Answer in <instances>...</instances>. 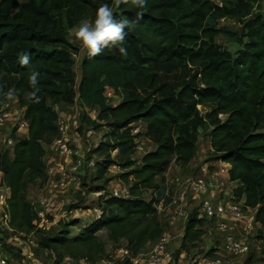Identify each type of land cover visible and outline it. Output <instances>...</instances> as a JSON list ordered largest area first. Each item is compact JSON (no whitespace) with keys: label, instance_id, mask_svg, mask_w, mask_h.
Wrapping results in <instances>:
<instances>
[{"label":"trees","instance_id":"16d2710c","mask_svg":"<svg viewBox=\"0 0 264 264\" xmlns=\"http://www.w3.org/2000/svg\"><path fill=\"white\" fill-rule=\"evenodd\" d=\"M231 2L220 7L213 0H149L126 38L127 58L116 49L93 59L87 55L78 83L72 58L76 51L57 31L56 12L74 27L84 18L95 19L104 3L116 8V19H135L139 10L117 0H0V73L5 75L0 89L17 90L16 100L29 124L26 139H16V132L12 136L13 159L7 151L0 153V175L11 190L8 213L14 232H40L38 212L25 199L28 177L45 176L44 144L60 137L61 118L51 104L73 106L76 99L88 109H98V120L111 129L94 151L103 160L96 164V180L111 182L108 171L119 167L129 195L100 201L101 215L77 236L63 233L47 239L45 248L61 249V261L94 259L102 252V231L139 254L153 237L159 217L157 180L173 163L185 169L196 161L204 126L211 129L215 159L230 166L236 200L244 199L264 231V18L253 16L260 0ZM208 19L244 22L243 33L239 37L228 28L210 27ZM220 36L236 39L242 50L234 57L215 44ZM21 52L30 54L28 67L18 62ZM30 70L41 73L39 103L24 99L23 93L31 90ZM107 89L123 94L117 107L108 105ZM6 102L0 97V107ZM201 108L208 110L205 116ZM138 123L146 125L143 135L133 134L132 126ZM141 136L156 148L137 167L133 157ZM149 193L151 200L146 199ZM203 223L197 210L188 217L183 248L201 241Z\"/></svg>","mask_w":264,"mask_h":264},{"label":"rangeland","instance_id":"374dc122","mask_svg":"<svg viewBox=\"0 0 264 264\" xmlns=\"http://www.w3.org/2000/svg\"><path fill=\"white\" fill-rule=\"evenodd\" d=\"M231 1L213 0L220 7L230 5ZM115 11L116 8H113V13ZM257 15L264 18V0H260L254 6L253 16ZM54 18L55 21L59 22L57 24L59 34L76 51L72 58L75 63V75L79 83L82 61L87 56V51L75 38V30L79 24L71 27L68 17L60 12H56ZM206 25L217 29L228 28L239 37H241L245 26L244 22L232 19H208ZM214 42L229 51L234 57L242 50V46L236 39L227 36H220ZM4 76L3 73H0V81ZM105 97L109 106L117 107L122 102L123 94H117L115 91L107 89ZM51 107L62 116L60 117L61 120L65 122L70 131L69 145L72 147L74 155L71 159L60 158L56 155L53 144L46 141L44 144L46 149L45 176L40 178L35 173H31L28 177L25 199L35 211L44 215L43 220H40L38 224L40 232L30 235L16 233L10 228V221L6 222L0 216V252L5 255L10 264H133V261L137 264H208L217 259L221 264H264V231L260 226H255L252 233L245 238L250 250L244 256L229 257L222 252V241L214 222L203 223L205 235L201 241L187 248L182 247L187 219L198 209V204L189 197L178 208L174 206L173 201L179 197L182 187H184L182 180L196 175L197 166L195 168L188 166L182 169L175 163L172 164L166 175L157 180L160 185L159 198L161 201L158 207L159 217L152 231L153 237L139 254L134 255L131 252L130 256H126V251L130 250V245L123 241L114 243L110 240L109 233L102 231L99 233L102 252L96 255L94 259L77 261L66 258L61 261L59 258L61 249L45 248L46 240L59 238L63 233L66 234L64 237L77 236L86 225L101 215L100 201H106L116 194L125 197L123 190L129 189V187L121 180L123 172L119 167H111L108 171L106 179H112L111 182L106 183L105 178L100 181L96 180V164L103 160L95 155L94 151L101 142L106 141V135L111 132L105 123L103 124L98 120L99 110L84 107L78 99L73 106L57 101L51 104ZM22 110L25 111L15 104L11 114L17 119L12 120V124L0 127L1 130L9 128L6 140L2 139L4 142L2 152H9L11 159L14 157V146H10L8 142L10 139L15 142L12 136L19 131V124L25 121ZM200 110L203 116L208 112L202 108ZM100 125L102 129L97 130L96 127ZM132 127L134 135H143L146 132V125L142 123L134 124ZM210 131L209 126H204L200 131L198 158L194 161L198 167L216 161L212 150H208L207 146ZM137 143L143 152L136 153L133 160L136 161L137 167H140L145 155L155 150L156 147L145 136H141ZM58 165L63 166V172L60 171ZM62 182H66V186L63 188L60 187ZM151 197V193L146 195L147 200H151ZM241 201L244 202V199ZM178 209L181 210L183 216L178 213ZM77 223L79 225L74 228L73 226ZM165 236L170 239L166 252L171 258L168 261L161 258L159 263H154L152 251L159 244L160 239Z\"/></svg>","mask_w":264,"mask_h":264},{"label":"built area","instance_id":"2783aa9c","mask_svg":"<svg viewBox=\"0 0 264 264\" xmlns=\"http://www.w3.org/2000/svg\"><path fill=\"white\" fill-rule=\"evenodd\" d=\"M14 101H9L0 107V127L8 124L12 116V107L15 105ZM28 130L29 124L26 121L19 124V130ZM60 137L53 142L55 153L60 158L71 159L74 155L72 147L69 145V129L65 122L61 120L60 123ZM9 145L14 146L15 142L9 140ZM143 152L141 147H138L137 153ZM61 172L64 171L63 166L58 165ZM203 174L197 173L192 177L182 180V191L177 199L173 201L175 207H178L186 202L189 197L197 203V211L199 218L205 224L214 222L218 235L222 241V252L229 257H240L249 253V246L245 239L255 226H262L257 223L255 212L245 206V202L237 201L234 196L233 182L228 177H219L210 174L203 170ZM63 175L66 177L65 173ZM66 186V182H62L60 187ZM125 197L129 195V189L123 190ZM11 196V190L3 183L2 175H0V216L6 222L10 221L8 213V200ZM120 197L119 194L115 195ZM179 208V207H178ZM178 213L183 216L180 209ZM40 220H43V213H38ZM170 243L168 237H162L159 244L152 251V260L154 263H159L161 258L169 260L171 257L166 252V248ZM131 249L126 251V256H130ZM0 264H10L4 254L0 252ZM133 264H137L133 261ZM208 264H221L219 259L214 260Z\"/></svg>","mask_w":264,"mask_h":264},{"label":"clouds","instance_id":"9594fccd","mask_svg":"<svg viewBox=\"0 0 264 264\" xmlns=\"http://www.w3.org/2000/svg\"><path fill=\"white\" fill-rule=\"evenodd\" d=\"M117 3H123L138 9L137 17L135 19L127 17L116 19L112 7L104 3L96 10L94 20L84 18L79 22V26L75 30V38L87 51L89 59L100 56L106 49L109 51L116 49L123 58H127L126 38L129 32L139 24L140 19L143 17V11L149 5V0H117ZM30 60V54L27 52H21L18 55V62L22 67H28ZM40 76L39 71L30 70L28 85L31 90L23 93L25 101L30 103L40 102V96L38 95L41 91ZM17 96L18 92L14 88L7 91L0 89V97L5 100L15 101Z\"/></svg>","mask_w":264,"mask_h":264},{"label":"crops","instance_id":"0c3cea01","mask_svg":"<svg viewBox=\"0 0 264 264\" xmlns=\"http://www.w3.org/2000/svg\"><path fill=\"white\" fill-rule=\"evenodd\" d=\"M15 102V101H14ZM16 105H18V102L16 101L15 103ZM24 110H22V114L24 116ZM59 115V113H57ZM60 116V115H59ZM62 117V116H60ZM17 119V117H13V115L10 117L8 124H10L12 122V120ZM12 124V123H11ZM7 131H6V130ZM8 127L7 128H3V130L0 129V153L2 152L3 146H4V142H2L3 140H6L7 137V133H8ZM4 131V132H3ZM28 137V131L26 130H19L18 132H16V139H26ZM208 150H211V145H210V139L208 140ZM190 166H193L195 168V166H197L196 173L195 174H203V170L208 171L210 174L214 175V176H219V177H228V173L230 170V166L221 162V161H215V163H208L205 164V166H199L196 164V162L192 163ZM237 187V183H233V189Z\"/></svg>","mask_w":264,"mask_h":264}]
</instances>
